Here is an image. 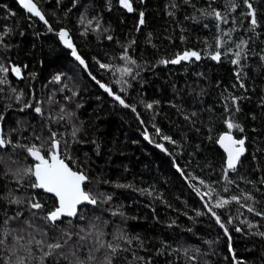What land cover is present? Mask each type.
Returning <instances> with one entry per match:
<instances>
[{
  "label": "trees",
  "instance_id": "1",
  "mask_svg": "<svg viewBox=\"0 0 264 264\" xmlns=\"http://www.w3.org/2000/svg\"><path fill=\"white\" fill-rule=\"evenodd\" d=\"M33 2L47 24L15 0H0V64L21 69L19 77L0 73L6 77L0 84V137L12 142L0 148V233L15 230L0 245V264L9 256L14 264L10 249L16 235L25 237L26 249L33 237L47 240L44 232L52 237L61 229L74 234L61 251L74 260L71 253L80 246L77 257L85 264H107L108 259L111 264H264V236L259 235L264 217L247 211L252 206L264 212V0H249L256 13L254 29L243 0H232L235 8L230 0H130L133 12L119 0ZM61 29L69 32L86 67L62 46ZM186 51L199 53L200 59L161 63ZM217 53L220 58L212 59ZM125 55L135 63L121 59ZM234 59L239 63L232 64ZM123 67L131 73L116 71ZM97 81L128 107L110 98ZM226 121L240 125L243 131H230L244 140V152L227 180L225 154L216 144L229 131ZM53 133L61 156L88 177L83 189L98 201L81 205L76 217L63 218L55 227L43 218L57 206L55 197L32 188L33 177L17 183L14 175L33 167L26 147L35 145L48 157ZM165 135L175 143L165 141ZM200 180L215 189L214 196L240 197V204L214 209L227 234L204 206L209 197L202 199L193 189L209 191ZM33 197L42 209L30 207ZM13 198L24 203H9ZM17 212L22 215L5 225ZM35 240L31 256L15 245L28 264H39L47 251ZM90 255L95 259L88 261ZM69 260L49 256L44 264Z\"/></svg>",
  "mask_w": 264,
  "mask_h": 264
},
{
  "label": "snow or ice",
  "instance_id": "2",
  "mask_svg": "<svg viewBox=\"0 0 264 264\" xmlns=\"http://www.w3.org/2000/svg\"><path fill=\"white\" fill-rule=\"evenodd\" d=\"M19 2L23 6V8H25L29 13H31L32 15H34L36 17H39L40 20L45 21V23H47L44 15L41 13L40 9L37 7V3H34L33 0H19ZM243 2L247 6V8L249 9V12L247 13V15L251 17V25L254 29L256 24H257L255 9L253 8V5H252V3L249 2V0H243ZM119 4L121 7L126 9L128 12L134 11L132 3L130 2V0H119ZM230 6L232 8L237 7V5L234 2H232V0H230ZM139 15H140L139 25H143L145 23L144 12L141 11ZM215 17H216V19L219 20V19H221V14L219 12H216ZM89 24H91V21H89ZM58 35H59L61 41H63V43L68 48L72 49V53H71L72 56L75 57V59L78 60L81 65H84L85 62L77 54L75 48L73 47L71 40L68 38V33L64 30H61L58 33ZM109 39H111V37H109ZM243 43L244 42L241 41V44H243ZM237 47L239 48L240 45H237ZM235 55L237 57H239L241 55V53L239 51H237ZM191 57H195L197 60H199L200 54L195 52V51H191V52L186 51L183 55H178L176 57V59H173L171 61L162 60L161 63L176 64L182 60H188ZM219 58H220L219 53L212 56V59H214V60H218ZM121 59H124V60L128 61L129 63H135V61L129 60L127 55L121 57ZM262 59H264V57H262ZM231 62H232V64H238L239 59H234ZM100 67L101 68H108L109 65L101 64ZM9 71L14 73L17 77H19L21 75V69L19 67L13 66V67H11V69H9V67H7L3 64H0V73L6 74ZM116 71L120 72L123 76V75L131 73V68L123 67V68L116 69ZM54 79L56 81H59L60 76L57 75L56 77H54ZM117 82H119V81H117ZM3 83H6V77H0V84H3ZM240 86L243 87L244 85L241 84ZM100 87L104 88V90L106 92H108L109 95L113 94L111 92V90L108 87H106L104 84H100ZM115 99L118 100L125 107H128L127 104H124V100L121 99L120 96H115ZM152 107H153L152 104L147 105V108H149V109H151ZM132 110L135 111V108L133 107ZM35 111L37 113H40L41 108L36 107ZM0 119H3V117H0ZM226 124H227V128L229 130L236 128L240 131H243V129L240 127L239 124H235L231 121H226ZM156 132H157V134H159L160 129L157 128ZM73 135H75V132L73 133ZM148 138H149L148 135L145 134V139H148ZM162 138L165 141L175 143V141H172L171 138L166 136V135L163 136ZM10 143H12V142L7 141L4 138L0 137V148H3ZM218 143H220V145L224 148L225 152L227 153V167L224 170L225 179L227 180L228 171L229 170H235L237 161L239 160V157L244 152V147H243L244 140L243 139H240V140L234 139L233 136L231 135V133L229 132V133L222 134L219 138ZM16 146L25 147L23 145H14V147H16ZM58 147H59V141L56 139L55 133L52 134V143H51L52 151H50L48 158H46L44 155H42L41 150L39 148H37L35 145H32L30 147H26V151L28 152V154L31 157H33L37 161V163H35V165L33 167H29V168L24 169L22 172H20L18 170L16 173H14V175H16L18 177L17 183H20L21 179L23 177H35L34 182H32L30 184V186L32 188L43 189L45 192L51 193L56 197V199L58 201V206L55 207L54 210L48 211L46 217H43L46 220V222H51L53 227L56 226L57 222H61L62 217H65V216L74 217V216H76L77 205L81 204L82 202H87V203H90L93 205L97 204V202H98L97 199L94 198L90 192L85 191L82 187V185L88 179V177L80 170L73 171L72 168H70L69 165L67 163H65V160L61 158V156L58 154V152L55 151L56 149H58ZM157 147L163 148V145L158 144ZM0 162H3L2 157H0ZM13 163H14V161H13ZM190 178L196 179V177H190ZM228 182L231 183V181H228ZM199 183L204 185L205 188H208L209 191L201 192V190L199 188H197L195 185L192 186L193 189L196 191L197 195L201 196L202 199H203V197H209V200L205 201L204 206H205V208H207L208 212L211 213V215L216 218L217 223L220 224L221 228L225 229V233L227 234L228 230H227L225 223H223L221 221V217L219 215H217V213H216V211H214V209H223L225 206L231 204L233 201H235L237 204H240V197L233 195L230 198L225 199L222 196H220L219 194H216L214 196L213 195L215 193L214 188H211L210 185L205 184V182L203 180H200ZM224 191L225 192L228 191L227 187H225ZM9 195H11V194H9ZM243 199L244 200H251L253 198L250 195H243ZM9 203H11V204H22V203H24V201H22L20 198H13V199L9 200ZM28 203L30 204V207L32 209L39 210V209H42L44 207V205L42 203L35 201V197H33L31 200H29ZM240 206L244 207L245 205L241 204ZM247 211L250 213H254L257 216L264 217V212L257 211L252 206H248ZM197 214L200 215L199 212ZM20 215H22V213L17 212L16 217H9L8 219H6L4 221L5 225L8 224L9 220L16 219ZM25 223H29V222L26 221ZM227 223L228 224L233 223L232 219L230 218L227 221ZM249 226L253 227L254 225L250 224ZM29 227H32L31 223H29ZM38 230H40V229H38ZM239 230L240 229L238 228L237 231H239ZM20 231L23 232V229H21ZM40 231H43V230H40ZM81 231L83 232L85 230L81 229ZM14 232H15L14 229H5L2 233H0V235L3 236V238H0V245H4L5 240L8 237L13 236ZM43 234L45 237H47V240H35V238L33 237V239H30L27 241V245H29V247H27L26 249H25V244L22 243V241L25 240V237L23 235H16L14 237V246H13V248L10 249V252L12 253V255L16 257L14 264H28L27 258L25 256H21V255L17 254L18 249L15 247V245H19L20 249H25L28 253V256H31L32 252H31L30 246L32 245L33 240H35L36 245H42V246H45L47 248V251L44 252L43 256L40 258L39 264H44L45 259L49 256H59V257L63 258L64 260H69V254L65 253L61 250L65 248V246L72 239L74 234L71 231L65 230V229H61L60 233L58 235H55L52 237H48L47 232H44ZM102 235H103V233H100L97 236L98 241L100 239V236H102ZM259 235L264 236V232L259 233ZM79 239L85 240L86 237L85 236H79ZM49 241H51V242H49ZM79 247L80 246H77V250L73 251L71 253V256L75 257V259L69 260V264H85V261L79 260V258L77 257V251L79 250ZM100 247H104V244L101 243ZM107 247L109 249H111V251L113 253H115L116 247H113V245H111V244H108ZM229 250L231 251V247ZM97 251H99V249H97ZM93 259H95V257H93L91 255L88 257V261H91ZM233 259L235 260V256L233 257ZM6 264H13L11 256H9ZM107 264H111L110 259L107 260ZM236 264H242V262L236 261Z\"/></svg>",
  "mask_w": 264,
  "mask_h": 264
},
{
  "label": "water",
  "instance_id": "3",
  "mask_svg": "<svg viewBox=\"0 0 264 264\" xmlns=\"http://www.w3.org/2000/svg\"><path fill=\"white\" fill-rule=\"evenodd\" d=\"M15 2L19 5V7H21L22 9H24L25 11H27L25 8H23V6L20 4V2H19V0H15ZM28 12V11H27ZM29 13V12H28ZM42 13V12H41ZM31 14V13H30ZM32 15V14H31ZM32 16H34V15H32ZM34 17H36V16H34ZM38 19H39V17H37ZM40 20V19H39ZM46 20V19H45ZM41 22H43L44 24H47V23H45V21H42V20H40ZM61 30H64V31H66L67 33H68V38L71 40V42H72V44H73V47L75 48V50H76V47H75V45H74V43H73V41H72V39H71V37L69 36V32L67 31V30H65V29H61ZM61 30H59L58 32H57V36H58V38H59V40H60V42H61V44H62V46L64 47V48H66V49H68V50H70L71 51V53H72V49H70V48H68L64 43H63V41H61V39H60V37H59V35H58V33L61 31ZM76 52H77V50H76ZM70 53V55H71V57L75 60V61H77L79 64H80V62L78 61V60H76L75 59V57H73L72 56V54ZM185 53V52H184ZM184 53H182V54H179V55H183ZM77 54H78V52H77ZM79 55V54H78ZM80 56V55H79ZM178 56V55H177ZM176 56V57H177ZM81 57V56H80ZM176 57H175V59H176ZM82 59V58H81ZM184 61H187V60H184ZM81 65V64H80ZM83 67H86V63H84V65H82ZM97 83H98V85H99V87H100V84H104V83H102V82H98L97 81ZM105 85V84H104ZM106 86V85H105ZM107 87V86H106ZM101 88V87H100ZM109 88V87H108ZM110 89V88H109ZM101 90L102 91H104V92H106L105 90H104V88H101ZM111 90V89H110ZM111 92H112V90H111ZM108 95H109V93L108 92H106ZM113 93V92H112ZM115 96H117L116 94H112V95H109V97L110 98H112V99H114L115 101H117L118 103H120L118 100H116L115 99ZM121 104V103H120ZM231 133V135L233 136V138L234 139H236V140H239L238 138H236L235 136H234V134L231 132V131H224V132H222L218 137H217V140H216V144H217V146L220 148V150L225 154V165H226V167H227V153L225 152V150H224V148L220 145V143H218V141H219V138H220V136L222 135V134H225V133ZM159 145H162V144H159ZM159 149H161V150H163L164 149V147L163 148H160V147H158ZM55 151H57L58 152V154L61 156V154H60V151H59V147H58V149H56ZM241 157V156H240ZM239 157V158H240ZM46 158H48V157H46ZM61 158L62 159H64V157H62L61 156ZM65 160V159H64ZM238 162V161H237ZM35 163H37V161L34 159V164H33V166L35 165ZM65 163H67L66 162V160H65ZM70 167V166H69ZM177 169V168H176ZM73 170V169H72ZM178 171H179V173H181V171L179 170V169H177ZM73 171H75V170H73ZM34 178V180H35V177H33ZM88 181V179L84 182V184L86 183ZM83 184V185H84ZM83 185H82V187H83ZM37 189H39V188H37ZM39 190H43V189H39ZM44 191V190H43ZM45 192V191H44ZM47 193V192H46ZM49 195H52L53 197H55L53 194H51V193H48ZM55 199H56V197H55ZM56 203H57V206H58V201H57V199H56ZM81 205H91V206H94L93 204H90V203H87V202H82L81 204H79V205H77V213H78V209H79V207L81 206ZM56 206V207H57ZM55 209V208H54ZM53 209V210H54ZM77 215V214H76ZM66 218H74V217H67V216H65ZM63 218V217H62ZM61 218V219H62ZM229 249H230V247H229ZM231 255H233V253L231 252Z\"/></svg>",
  "mask_w": 264,
  "mask_h": 264
},
{
  "label": "bare ground",
  "instance_id": "4",
  "mask_svg": "<svg viewBox=\"0 0 264 264\" xmlns=\"http://www.w3.org/2000/svg\"><path fill=\"white\" fill-rule=\"evenodd\" d=\"M181 174H182V173H181ZM184 177H185V176H183V178H184ZM77 214H78V213H77ZM76 216H77V215H76ZM76 216H75V217H76ZM63 218H66V217H63ZM63 218H62V219H63ZM62 219H61V220H62ZM231 250H232V249H231Z\"/></svg>",
  "mask_w": 264,
  "mask_h": 264
},
{
  "label": "rangeland",
  "instance_id": "5",
  "mask_svg": "<svg viewBox=\"0 0 264 264\" xmlns=\"http://www.w3.org/2000/svg\"><path fill=\"white\" fill-rule=\"evenodd\" d=\"M112 238L114 239V238H115V236L113 235V236H112Z\"/></svg>",
  "mask_w": 264,
  "mask_h": 264
}]
</instances>
